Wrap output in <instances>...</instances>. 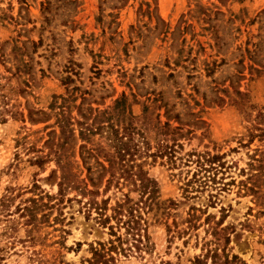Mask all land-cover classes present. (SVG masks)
<instances>
[{
	"label": "rangeland",
	"instance_id": "374dc122",
	"mask_svg": "<svg viewBox=\"0 0 264 264\" xmlns=\"http://www.w3.org/2000/svg\"><path fill=\"white\" fill-rule=\"evenodd\" d=\"M10 191L0 264H264V0H0Z\"/></svg>",
	"mask_w": 264,
	"mask_h": 264
},
{
	"label": "trees",
	"instance_id": "16d2710c",
	"mask_svg": "<svg viewBox=\"0 0 264 264\" xmlns=\"http://www.w3.org/2000/svg\"><path fill=\"white\" fill-rule=\"evenodd\" d=\"M82 134H89L90 129L85 127ZM74 188V184H71ZM139 186V185H138ZM145 188V187H143ZM82 189V188H81ZM12 190V189H11ZM87 190H83L86 192ZM42 193V192H41ZM38 195V194H37ZM18 197L15 192H9L8 195H4L0 198V212L6 209L9 206V203L12 200ZM44 197V195H43ZM46 198H53V196L49 194H45ZM60 200L54 199L51 203L42 202V195H39V198H26L20 200L18 204L15 205V210L18 212V216L24 219L28 225L30 226V230L37 229L38 224L42 221V219L47 218L49 216V212L56 206L55 201ZM48 210V212H43ZM9 211L7 210V214ZM41 212L40 216L38 214ZM113 214L111 218L114 220L115 225L109 226L110 235H113L115 238L120 239V236L117 234V228L124 227L126 234H129L134 241L140 242V238L144 237V234H141V226L143 225L140 206L138 203H131L128 199H123L121 201L116 202L115 206L112 209ZM29 230V232H30ZM112 244H110L109 248H112ZM97 249H95L96 251ZM98 254V252H96ZM226 255V254H225ZM212 264H219L218 262H214ZM220 264H245L241 261L236 255H231V258H228V255L225 256L224 262Z\"/></svg>",
	"mask_w": 264,
	"mask_h": 264
}]
</instances>
